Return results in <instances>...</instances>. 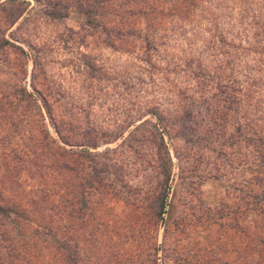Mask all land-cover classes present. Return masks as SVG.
<instances>
[{
	"label": "rangeland",
	"instance_id": "1",
	"mask_svg": "<svg viewBox=\"0 0 264 264\" xmlns=\"http://www.w3.org/2000/svg\"><path fill=\"white\" fill-rule=\"evenodd\" d=\"M245 1L213 0L216 8L203 28L235 26L254 38L264 27V0ZM53 13L66 16L55 18ZM182 33L169 37L152 65L141 61V40L116 39L115 48L110 47L105 31L88 25L77 9L60 11L45 0H0V43L7 39L15 46L0 48V87L39 92L72 144L83 145L74 151L94 143L98 148L93 152L111 151L112 186L108 195H92L94 202L105 198L92 224L99 240L89 255L92 264H264V246L252 256L242 249H248L251 237L235 228L233 209L226 210L228 215L219 212L222 203H232L229 193L243 167L228 168V179L217 177L222 159L187 143V87H193L194 100L202 103L207 90L216 92V81L210 79L208 86V78L191 77L187 69L175 74L174 65L187 50V30ZM249 73L243 69L237 77L245 110L256 109L255 118L264 121V82L249 79ZM156 114L171 124L166 133ZM46 123L55 135L48 119ZM161 134L173 169L163 218L158 216L166 191L158 178L164 158L158 150ZM24 141L27 145L26 137ZM76 158L79 164L88 163ZM124 179L140 193L124 188ZM254 222L251 217L244 221L252 235Z\"/></svg>",
	"mask_w": 264,
	"mask_h": 264
},
{
	"label": "trees",
	"instance_id": "2",
	"mask_svg": "<svg viewBox=\"0 0 264 264\" xmlns=\"http://www.w3.org/2000/svg\"><path fill=\"white\" fill-rule=\"evenodd\" d=\"M45 1L60 11H80L88 25L105 31L110 47L115 48L117 40H141L145 55L141 61L146 63L154 60L169 37H181L182 31L187 30V50L182 51L185 55L174 65L175 74L179 76V71L187 69L191 77L208 78V86L210 79L216 81V92L210 94L213 90H207L209 95L202 103L194 100L193 87H187V143H196L202 152L222 159L217 177L228 179L232 174L229 169L243 167L240 175L234 177L229 193L232 203H222L219 212L228 215L226 210L232 208L235 228L251 237V245L248 249L241 245L242 249L251 256L259 252V246H264V121L255 118L256 109L245 110L244 91L237 77L245 69L250 71L249 79L264 82V27L254 38L244 33L247 29L238 31L235 26L216 25L214 31L208 25L203 28V21L210 22L208 18L216 8L212 7L213 0ZM5 46L15 47L7 39L0 43V48ZM218 72L221 75L216 77ZM36 93L26 87L9 91L0 87V264H92L89 255L99 241L92 224L99 219L96 216L104 209L105 200L94 202L92 195H108L112 186L108 165L111 151L93 152L97 143L74 151V146L83 145L72 144L49 101ZM180 102L177 100L176 104L181 108ZM156 115L166 133L171 124L164 122L162 114ZM47 119L55 135L51 134ZM163 138L161 134L158 150L164 158L160 159L158 178L166 191L159 218L166 210L173 172ZM77 155L88 163L79 164ZM23 174L26 179H22ZM123 182L132 194L140 193L125 179ZM248 217L255 218L253 235L251 227L244 224ZM93 258L96 259L95 254Z\"/></svg>",
	"mask_w": 264,
	"mask_h": 264
}]
</instances>
